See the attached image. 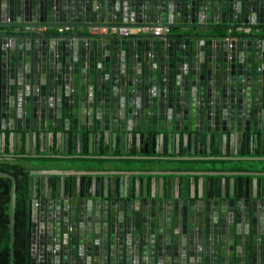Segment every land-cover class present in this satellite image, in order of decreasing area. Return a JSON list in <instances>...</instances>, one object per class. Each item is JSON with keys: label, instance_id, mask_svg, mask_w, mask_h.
Listing matches in <instances>:
<instances>
[{"label": "water", "instance_id": "95a60500", "mask_svg": "<svg viewBox=\"0 0 264 264\" xmlns=\"http://www.w3.org/2000/svg\"><path fill=\"white\" fill-rule=\"evenodd\" d=\"M54 130L79 146L30 157L29 264H264V166L244 164L264 148V0H0V143ZM133 132L140 154L112 155ZM165 133L191 171L141 156Z\"/></svg>", "mask_w": 264, "mask_h": 264}, {"label": "crops", "instance_id": "0c3cea01", "mask_svg": "<svg viewBox=\"0 0 264 264\" xmlns=\"http://www.w3.org/2000/svg\"><path fill=\"white\" fill-rule=\"evenodd\" d=\"M71 135L73 132H70ZM9 132H6V137L2 139L0 143V157L4 162H14L16 161L15 158H27L37 156H48V155H65V151L68 148V151L72 153L78 146V142L73 141L72 138H69V143L66 148L64 145L63 134L60 131L54 130L46 131L45 134L42 132H38L36 136L31 139L24 140V136L22 135L20 151L14 152L12 143L9 141ZM99 137L90 141L89 139V131H85L83 133V141H82V148L84 150V154L89 155L90 151H93V155H102L108 154V140L104 137L103 133H99ZM139 134L136 132L129 133L128 138L124 141L120 140L119 136L117 137V141L115 143V147H112V155H123V156H131L135 152L136 154L139 153V148L141 143L139 142ZM263 144L261 142L258 143V148L255 149V153L252 154V157H260L262 161H251L244 163L248 170H250L249 166L252 165H261L264 166V148L261 147ZM81 147V146H80ZM245 149V148H244ZM154 150V151H153ZM186 138L184 139L183 133H177L175 136H168L167 133L161 134L159 139L156 140L154 146L151 145V140L148 142V148H143V153L141 156H156V157H166L172 158L174 161L173 166L178 167L179 170L184 171H191L190 166L185 163V161H179V158H185L191 156L186 153ZM100 151V152H98ZM121 151L123 153H121ZM147 151V152H146ZM135 167L127 168V169H138L144 170L147 168L141 167L138 161H132ZM19 163L25 166L28 170L35 168L29 160H19ZM126 169V168H125ZM245 169V170H247ZM252 170V169H251ZM242 171V170H238ZM147 178L149 181H154L155 179L159 178L160 176L148 175V176H140ZM245 180V178L255 179L254 176H236ZM167 178H176L177 181L181 182L183 178H186L190 184L191 188H194V184L197 180L201 179L199 176L195 175H165L164 179ZM223 178H230V176L223 177Z\"/></svg>", "mask_w": 264, "mask_h": 264}, {"label": "trees", "instance_id": "16d2710c", "mask_svg": "<svg viewBox=\"0 0 264 264\" xmlns=\"http://www.w3.org/2000/svg\"><path fill=\"white\" fill-rule=\"evenodd\" d=\"M4 162L0 157V173L11 174L16 180L17 210H16V264H29L30 230H29V207L28 187L29 170L19 163ZM11 180L0 177V264H11Z\"/></svg>", "mask_w": 264, "mask_h": 264}, {"label": "built area", "instance_id": "2783aa9c", "mask_svg": "<svg viewBox=\"0 0 264 264\" xmlns=\"http://www.w3.org/2000/svg\"><path fill=\"white\" fill-rule=\"evenodd\" d=\"M60 32H63V31L61 30ZM112 32L113 33L122 34V35H125V36L129 34L128 31H126V30H122V31L121 30L120 31L113 30ZM142 32L145 33V34H152V35L159 36L161 34L166 33L167 30H162V29L152 30V31L151 30L150 31L149 30H143ZM243 33L249 35L251 33V31L249 29H245V30H243Z\"/></svg>", "mask_w": 264, "mask_h": 264}]
</instances>
